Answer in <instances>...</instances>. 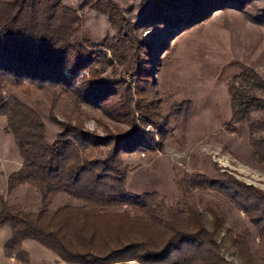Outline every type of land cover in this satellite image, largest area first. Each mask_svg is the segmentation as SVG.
<instances>
[{
  "label": "trees",
  "instance_id": "trees-1",
  "mask_svg": "<svg viewBox=\"0 0 264 264\" xmlns=\"http://www.w3.org/2000/svg\"><path fill=\"white\" fill-rule=\"evenodd\" d=\"M90 9L106 16L113 30L99 44L78 39L81 19L62 0H0V117L23 159L7 178L6 194L29 186L45 199L58 194L70 200L53 211L45 201L26 212L1 199L0 228L12 232L6 257L26 262L21 244L34 241L67 264H228L217 241L221 231L241 258L251 255L250 231L230 234L212 201L205 205L206 221L196 192H215L236 205L264 247L263 191L230 175L182 172L173 176L176 201L168 204L157 191H129L125 162L164 152L170 137L152 81L168 47L161 46L152 62L155 35L148 41L141 31L182 32L231 9L264 26V0H143L134 19L115 0H95ZM11 90L26 97L42 93L52 106L62 99L100 112L104 135L86 129L81 119L60 122L51 111L60 131L50 141L41 115ZM231 92L235 123L264 112V80L257 73L239 74ZM191 110L189 102L174 106L164 124ZM251 138L254 155L264 163V136Z\"/></svg>",
  "mask_w": 264,
  "mask_h": 264
},
{
  "label": "rangeland",
  "instance_id": "rangeland-1",
  "mask_svg": "<svg viewBox=\"0 0 264 264\" xmlns=\"http://www.w3.org/2000/svg\"><path fill=\"white\" fill-rule=\"evenodd\" d=\"M93 1L62 0L66 6L75 9L81 19L76 35L78 39L99 44L112 35L113 30L106 16L90 9ZM115 1L121 4L131 19L142 10L143 0ZM161 33L165 35L162 38L159 36ZM141 35L148 41L155 35L151 41L152 53L149 54L152 62H155L161 46L168 47L156 62L152 81L155 83L154 95L159 101L158 113L163 117V130H167L170 137L165 140L164 152L125 159L128 190L157 191L166 197L168 204H174L176 191L172 184L173 176L186 172L201 173L210 178L230 175L264 192V163L254 155L250 141L252 135L255 138L264 136V112L253 113L250 122L238 124L234 122L231 104V88L239 74L254 72L264 80V26L231 9L216 12L203 25L182 32L161 31L152 27L142 30ZM110 72L111 68L107 73ZM11 91L41 115L50 141H54L60 131L51 121V111L60 122L81 119L86 129L104 135L99 123L102 120L100 112L86 106L77 108L62 99L52 106L42 93L26 97L19 91ZM187 102L191 103L193 110L165 125L164 117L173 114L174 106ZM22 165L16 140L6 130L5 118L0 117V200L4 198L26 212H36L45 201L50 203L51 211L70 203L58 194L45 199L43 192L29 186L19 187L13 194L7 195V178ZM194 195L206 221L210 220V216L205 205L212 201L224 214V226L230 234L250 231L251 255L245 259L230 245L227 233H218L220 253L228 264H264L261 237L243 211L215 192H196ZM11 237L10 227L0 228V264H67L34 241L21 244L27 255L26 262L7 258L4 248Z\"/></svg>",
  "mask_w": 264,
  "mask_h": 264
}]
</instances>
